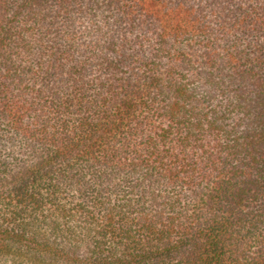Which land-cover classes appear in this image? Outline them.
<instances>
[{
	"label": "trees",
	"instance_id": "1",
	"mask_svg": "<svg viewBox=\"0 0 264 264\" xmlns=\"http://www.w3.org/2000/svg\"><path fill=\"white\" fill-rule=\"evenodd\" d=\"M0 264H264V0H0Z\"/></svg>",
	"mask_w": 264,
	"mask_h": 264
}]
</instances>
